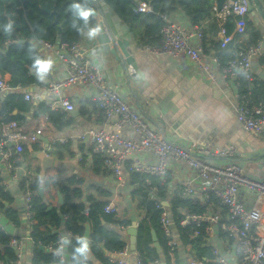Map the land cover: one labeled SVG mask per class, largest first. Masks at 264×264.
Segmentation results:
<instances>
[{
  "label": "crops",
  "instance_id": "crops-1",
  "mask_svg": "<svg viewBox=\"0 0 264 264\" xmlns=\"http://www.w3.org/2000/svg\"><path fill=\"white\" fill-rule=\"evenodd\" d=\"M256 2L257 0H251L253 11L249 12L247 20L255 23L257 30L262 33L264 44V16L258 11ZM170 18L179 24L190 25L185 14L180 11ZM204 30V51L218 53L217 26L209 23ZM141 32L142 28L137 26L130 31L129 26L105 4L104 7L100 6L96 26L85 31L78 43L87 50L91 63L102 69L106 82L110 86H121L119 93L123 100L130 108L143 116L153 130L161 133L168 141L182 147H187L193 142L217 149L234 145L237 148L234 162L244 168L250 179L260 180L264 176V136L247 133L236 119L238 88L235 82L225 79L218 71L215 72L216 80L212 82L196 64L185 56L170 58L141 53L140 48L144 46L140 45L138 40L141 39ZM113 40H126L129 43L128 51L134 58V65L123 66L116 61L111 54ZM33 41L36 42V47L44 58L51 61L48 73L40 78L43 84L28 88L21 86L15 93L0 94V110L8 96H18V99L21 97L29 105L28 110L7 109L0 117V122H2L14 116L13 121H16L24 132H33L40 118L47 116L36 115L38 106L45 105V103L28 102L25 95L41 94L45 100L53 104L56 96L46 93L44 89L48 84L60 82L67 77L63 63L43 47L39 48L38 46H41L39 41ZM247 41L248 33L236 38L234 45L242 44L245 47ZM196 42L194 39L193 44ZM252 71L256 83H264V53L253 60ZM2 75L11 82L9 74ZM95 93L92 87L81 84L62 90V95L74 105L75 109L72 112L50 109L54 112L65 113L68 124L66 122L63 124V129L56 130L47 120V129L42 139L40 138L36 144L27 145L23 153L13 156L16 178H12L6 162L0 156V178L2 183L6 184V191L14 198L12 206L19 212L21 223L19 226L12 227L10 222L3 218L1 220L8 235L30 239L24 241L23 264L32 262L35 245L30 238V231L32 226L38 222L34 220L31 225L23 214L25 191L21 186L25 172H30L33 176L35 184L38 185V194L43 197L49 210L60 211L66 197L72 198L76 204H83L86 213L94 203L115 204L117 219L129 221L130 225L126 230L118 229L122 225H115L114 228L121 233V237L128 243L132 252L137 250L139 227L143 224L147 213L137 193L138 185L133 184L130 177L125 183L120 184L115 176L105 168L101 159L89 154V141H81L78 138L89 130L102 128L99 109L95 103L91 102ZM120 134L129 139L134 138L131 131L123 130ZM40 153L53 159L52 166L43 173L42 163L37 159ZM140 158L144 162L155 163V158L149 154H141ZM225 163L227 161L217 164ZM173 167L177 170L179 179L194 177V172L185 163H177ZM169 188V195L176 193L174 190L171 194ZM171 188L173 190L176 187L172 185ZM240 195L248 207L254 205L255 196L253 194L241 188ZM162 203L172 216L169 201H162ZM216 211L226 219L224 211L220 209ZM62 221H65L64 217ZM131 228L138 230L136 237L129 233ZM41 229L45 230V227ZM64 231L63 224L54 230L57 234L64 233ZM92 233L93 226L86 223L84 235L78 239L83 247L84 259L93 264H111L109 258L114 253L107 250L103 244L94 245ZM156 237L159 246H155L154 242V247L158 251V256H154L152 264H171L170 256L164 253L160 246L163 233L159 232ZM174 238L178 242L175 258L172 260L175 264H187L193 258L204 264H214L213 250H217L228 264H243L237 253L236 242L227 238L216 225L211 238L199 237V242L196 244H185L177 229H174ZM134 245L136 250H133Z\"/></svg>",
  "mask_w": 264,
  "mask_h": 264
},
{
  "label": "built area",
  "instance_id": "built-area-1",
  "mask_svg": "<svg viewBox=\"0 0 264 264\" xmlns=\"http://www.w3.org/2000/svg\"><path fill=\"white\" fill-rule=\"evenodd\" d=\"M251 0H227L222 8L216 3L212 15L205 22L198 25H182L171 20L168 15H161L164 25L161 29V44L144 45L140 52L158 57L180 58L185 56L196 64L209 80H216V71L227 79L235 82L238 88L236 96L235 117L241 127L254 136H264V102L254 96L256 78L252 71L253 60L264 53V44L246 47L235 52L224 64L218 53L204 51V28L209 23L218 29L220 50H225L234 42L235 37L244 36L247 29V16ZM135 14H154L151 2H138ZM234 20L233 34H228L226 24ZM196 43L193 44V40ZM41 46L52 53L61 63L67 77L48 84L44 91L56 96L51 104L41 94H26L28 102H43L45 106L61 112H72L74 105L62 95V90L73 85H87L96 93L91 102L98 107L102 128L89 130L78 138L89 141V154L102 160L105 168L110 171L120 184L130 177L139 176L140 192L146 196L160 211V229L167 240L168 255L171 264H175V252L178 242L174 238V229H191L192 236L211 238L214 226H218L224 235L236 242L237 253L243 264H264V176L260 180L250 179L242 166L234 162L237 148L229 145L226 148H210L198 143H191L182 147L170 142L153 130L148 122L137 111L133 110L123 100L119 93L120 85L110 86L100 67L91 63L87 50L80 44L58 43L56 45L39 41ZM39 87V86H37ZM21 88L12 86L0 73V94H12ZM47 116H42L33 132H24L16 121L0 122V156L6 162L12 178L14 174V155L24 152L27 145L39 142L47 129ZM133 132L134 138L123 137L120 132ZM141 154H149L155 158V163L144 162ZM227 161L223 165L217 163ZM177 163H185L193 172L192 179H179L177 170L173 167ZM26 189L24 193L23 214L32 225L33 197L38 194V188L30 172L24 173ZM3 184V183H2ZM168 185L171 194L179 190L190 204L203 209L201 214L182 210V216L173 218L160 199L161 188ZM175 185L172 190L171 186ZM6 189V184H3ZM241 188L255 196V203L248 207L241 199ZM174 195V194H173ZM172 196V195H170ZM217 209L226 213V219ZM105 214H116V205L111 203L104 209ZM12 227L15 224L10 223ZM118 229L126 230L127 227ZM113 225L108 231H114ZM0 231H7L0 218ZM8 235V234H7ZM79 234L64 231L58 234L57 241L46 248L52 252L58 264H70L67 242L78 240ZM29 238L12 237L10 246L16 251L14 264H23L24 241ZM126 242V241H124ZM214 264H228L226 259L213 250ZM111 264H141V254L131 250L126 242L124 247L109 258ZM187 264H204L190 259Z\"/></svg>",
  "mask_w": 264,
  "mask_h": 264
},
{
  "label": "trees",
  "instance_id": "trees-1",
  "mask_svg": "<svg viewBox=\"0 0 264 264\" xmlns=\"http://www.w3.org/2000/svg\"><path fill=\"white\" fill-rule=\"evenodd\" d=\"M141 1L151 2L154 14H135L136 5ZM100 3L109 6L129 26L130 31L135 26L142 28L141 39H138L140 45L159 46L161 44L160 32L164 25L161 15L172 16L180 11L185 14L190 25H198L210 18L215 0H0V72L11 76V85L14 87L20 85L28 88L33 85H42L40 78L46 75L50 68L46 72L39 70L37 61L47 60L33 40L45 41L54 45L60 42L68 44L80 42L83 33L96 26ZM256 5L260 14L264 16V0H257ZM54 12L58 17L57 25L54 24L56 19ZM82 13H88V15L85 16ZM9 23L12 25L10 33L5 32V26ZM59 28L62 30L61 34ZM226 28L228 34H233L234 20L229 19ZM246 33H248V41L245 47L242 44L234 45L232 42L225 50H220V43L217 44L218 56L222 63L225 64L235 52L263 41L262 33L257 30L254 22L247 20ZM239 37L242 36L235 37V40ZM254 96L258 101L264 102V83H256ZM17 99L18 96H8L0 110V117L7 109H29V105L21 97ZM36 115H47L48 123L52 124L56 130L63 129V124L68 121L65 118V113L54 112L44 104L38 106ZM14 119V116H10L4 122ZM140 179L139 176L133 177L132 182L138 185L137 193L141 198V205H144L147 213L143 224L139 227L136 251L141 254V264H152L154 256H158V251L154 247L152 231L154 230L156 234L162 233L160 229L161 213L152 202L147 201L145 195H141ZM36 186L38 188L37 184ZM21 187L25 191L26 183L24 181ZM168 188V185H164L160 189V199L169 201L173 218L181 217L182 210L196 214H201L204 211L191 205L179 190L170 198ZM68 189L70 188L68 187ZM13 201L14 198L6 191L0 178V218L19 226L21 216L12 206ZM107 204L106 202L94 203L86 213L83 204H76L72 198L66 197L64 205L58 211L56 209L49 210L43 197L39 194L34 196L32 212L34 220L38 222L32 226L30 231V238L35 245L31 264H58L53 253L47 251L46 248L57 241L58 234L54 230L61 227L62 224L65 231H72L83 237L84 225L90 223L93 226L94 245L103 244L112 253L120 251L126 242L117 229L108 231V226L128 227L130 222L119 221L116 214H105L104 209ZM63 217L65 218L64 222L62 221ZM42 227H45V230H42ZM177 230L185 244L199 242V237L192 236L191 229L179 228ZM11 240L12 236L0 231V264H14L15 262L16 251L10 246ZM160 246L167 254V240L164 235ZM67 251L70 264H93L84 259L83 247L78 240L69 241Z\"/></svg>",
  "mask_w": 264,
  "mask_h": 264
},
{
  "label": "water",
  "instance_id": "water-1",
  "mask_svg": "<svg viewBox=\"0 0 264 264\" xmlns=\"http://www.w3.org/2000/svg\"><path fill=\"white\" fill-rule=\"evenodd\" d=\"M226 1L227 0H215V3L218 9L222 8V6L224 5ZM100 6L104 7L105 3H101ZM46 11H49V9H46ZM251 11H253L252 3L249 4V12ZM53 14L55 15L56 13L54 12ZM54 24L55 25L58 24L57 14H56V19H55ZM59 33L60 34L62 33V30L60 28H59ZM111 43H112L111 54L115 57L118 63L122 64L123 66L134 65V58L128 51L129 43L126 40H113ZM38 47L40 48L42 46H38ZM40 138L42 139V136ZM37 159L40 160L42 163V166H41L42 173L45 172L48 168H50L53 164V159L50 157H47L43 153L38 154ZM137 231L138 230L136 228H131L129 233L133 235L134 237H136ZM152 236L155 242V246H159L156 233L154 231L152 232ZM133 250H136L135 245L133 246Z\"/></svg>",
  "mask_w": 264,
  "mask_h": 264
},
{
  "label": "clouds",
  "instance_id": "clouds-1",
  "mask_svg": "<svg viewBox=\"0 0 264 264\" xmlns=\"http://www.w3.org/2000/svg\"><path fill=\"white\" fill-rule=\"evenodd\" d=\"M82 15L87 16L88 13H82ZM12 29V25L9 23L8 25L5 26V32L10 33ZM94 35V33H92ZM37 64H39V70L41 72H46L50 66H51V61H37Z\"/></svg>",
  "mask_w": 264,
  "mask_h": 264
}]
</instances>
